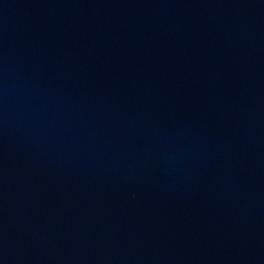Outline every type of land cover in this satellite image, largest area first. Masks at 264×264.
I'll list each match as a JSON object with an SVG mask.
<instances>
[{"label": "water", "instance_id": "95a60500", "mask_svg": "<svg viewBox=\"0 0 264 264\" xmlns=\"http://www.w3.org/2000/svg\"><path fill=\"white\" fill-rule=\"evenodd\" d=\"M0 264H264V0H0Z\"/></svg>", "mask_w": 264, "mask_h": 264}]
</instances>
